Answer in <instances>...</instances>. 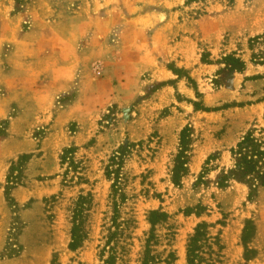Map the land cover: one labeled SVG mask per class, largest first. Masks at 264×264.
Instances as JSON below:
<instances>
[{
	"label": "rangeland",
	"instance_id": "1",
	"mask_svg": "<svg viewBox=\"0 0 264 264\" xmlns=\"http://www.w3.org/2000/svg\"><path fill=\"white\" fill-rule=\"evenodd\" d=\"M261 33L264 0H0V264H142L146 251L149 264H186L202 222L221 250L201 264H264V188L218 184L244 135L264 140V66L248 49ZM232 54L241 72L224 64ZM186 126L188 171L174 185ZM127 142L115 201L105 168ZM152 210L168 215L153 232Z\"/></svg>",
	"mask_w": 264,
	"mask_h": 264
},
{
	"label": "trees",
	"instance_id": "2",
	"mask_svg": "<svg viewBox=\"0 0 264 264\" xmlns=\"http://www.w3.org/2000/svg\"><path fill=\"white\" fill-rule=\"evenodd\" d=\"M206 0H186V3L204 2ZM248 49L250 51V62L260 66H264V33L254 36L248 41ZM224 64L228 67V70L241 72L245 67V62L236 57L234 54L226 56ZM195 109L198 108V104L193 103ZM216 110V108L211 109ZM203 111H210V109H204ZM191 142V132L188 126L184 127L179 134V147L177 154L173 160L172 168L170 170L171 182L174 185H179L181 178L186 175L188 171V154ZM133 144L127 142L121 144L117 150L110 156L105 168L106 177L112 180V198L119 197L120 190V171L124 164L125 158L131 152ZM71 149L63 151L61 156V163L65 162L71 154ZM231 158L233 160V167L220 177L219 185L223 186L227 180L236 179L239 182L245 184L249 190L248 196L256 192L258 188H264V140H259L254 136L253 132H248L241 140L230 150ZM26 157L22 156L20 164H12L10 167V173L13 170H17L18 174L21 173V166L26 162ZM8 179V177H7ZM16 179V177H15ZM201 181V180H200ZM9 182V180H7ZM12 183V182H10ZM13 188V187H10ZM5 189V196L9 199V190ZM256 190V191H255ZM121 199V195H120ZM86 197H79L73 215V228L71 232V242L69 248L75 250L80 246L83 239V232L81 230L82 216L85 207ZM116 203V202H114ZM116 205V204H115ZM168 215L164 212L152 210L148 213L147 221L153 232L156 225L163 223L167 220ZM208 225L205 222L199 223L194 228V233L190 236L186 249V264H201L203 260L202 254H205L207 250L213 253V246L221 250L219 240L216 237H211L208 233ZM255 233V226L250 220H246L242 230L241 242L246 250L244 258L249 259L248 253L250 250L247 248L248 243L253 238ZM153 236H150V239ZM148 238L147 243L150 244L151 240ZM148 244V245H149ZM149 247V246H148ZM204 249V251H203ZM215 253V252H214ZM251 253V252H250ZM150 256L146 251L145 258L142 264H149Z\"/></svg>",
	"mask_w": 264,
	"mask_h": 264
}]
</instances>
